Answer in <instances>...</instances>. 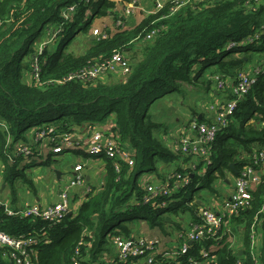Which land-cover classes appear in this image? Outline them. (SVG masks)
Listing matches in <instances>:
<instances>
[{"label":"trees","instance_id":"1","mask_svg":"<svg viewBox=\"0 0 264 264\" xmlns=\"http://www.w3.org/2000/svg\"><path fill=\"white\" fill-rule=\"evenodd\" d=\"M78 2L0 0V121L8 126L7 133L0 129L2 182L10 189L13 203L17 201L18 180L33 187V180L22 167L23 160L10 154L13 145H8V141L9 138L14 144L26 141L29 130L52 122L62 125L61 132H71L77 126L103 124L114 116L112 131L122 145L134 152L135 165L130 167L119 161L121 171L117 173L116 165L105 159L103 185L98 190L91 189L79 209L59 224L51 225L40 218L9 216L5 206H0L1 231L13 237L34 233L45 238L36 247V264H74L80 242H83L79 246L81 263L96 264L111 250L110 236H132L129 225L137 221L166 234L165 227L174 224V220L166 217L167 213H177L183 196L194 182L199 181L201 185L202 179L209 175L207 183L200 188L217 196V182L229 172L237 177L252 163L253 151L264 149V74H259L256 84L239 102L230 125L218 133L213 146V164L208 172L203 176L193 175L190 186L168 198L157 199L155 206L144 204L145 178H142L149 176L163 182L159 172L161 164L174 165L184 173L180 162L187 161L158 135L163 125L153 120L150 107L167 95L182 92L183 85L197 87L205 71L212 67L217 66L218 74L213 78L223 80H227L225 77L236 79L244 72L252 58L250 53L264 52V0H212L183 6L173 15L171 0L134 29L118 30L108 39L95 40L84 55L75 57L65 52L71 41L91 25L93 18L107 16L115 7L110 0H83L72 19H63L62 9ZM53 25L62 28L61 43L57 51L46 50L40 58L43 85L31 79L26 82V72L32 78V60H25L36 55V42ZM155 28L161 32L151 41L145 40ZM256 35L259 39L254 43L246 42ZM231 42L236 45L230 48ZM137 43L144 44L143 54L140 59L137 53L132 57L131 73L125 80L49 83L109 59L115 51L126 53ZM211 85L210 80L207 89ZM261 177L260 184L252 191L250 206L232 218L230 234L212 252L215 257L212 264H238L239 261L264 264V174ZM204 196L191 199L186 213L176 217L188 216L189 220L197 221V200L204 202ZM163 204L167 206L160 207ZM10 207L13 208L12 204ZM254 224L262 237L259 263L251 256ZM235 233L240 242L234 246ZM191 246L198 254L202 247L211 249L214 245L210 241ZM6 253L8 250L0 247V264H10Z\"/></svg>","mask_w":264,"mask_h":264},{"label":"built area","instance_id":"2","mask_svg":"<svg viewBox=\"0 0 264 264\" xmlns=\"http://www.w3.org/2000/svg\"><path fill=\"white\" fill-rule=\"evenodd\" d=\"M82 1L79 0L78 3L63 8L61 11L62 18L65 20L72 19ZM169 1L171 0H155V13L161 11ZM208 2H212V0H173L174 6L170 12L173 15L183 6ZM122 26V21H118L117 27ZM50 28L45 31L49 34V39L40 45V52L33 57L31 64L33 82L39 85H43L40 64L43 49L57 40L62 33L61 26H57L54 30H50ZM52 31L53 33H51ZM160 32L161 29H153L145 40L151 41ZM93 35L98 40H105L110 37L107 31L98 29L93 31ZM258 39L259 35H256L246 39V42L251 44ZM235 45L231 42L229 47ZM116 72L120 73L122 80H125L131 73L130 62L119 51H115L109 59L83 67L69 73L64 78L50 80L49 83L56 85L74 81L87 83ZM259 74H264V69L257 68L251 74L241 72L232 88L231 95L225 96V102L217 105L214 119L209 120V122L193 119L175 136L164 137L165 142L174 153L187 159L186 163L180 162L185 172L182 173L174 167L163 182H159L153 177H146L143 181V188L146 192L144 204L155 206L157 199L168 198L181 188L190 186L193 175L203 176L208 172L209 167L213 164V146L218 133L230 125V120L239 102L251 91ZM215 82L216 92H220L222 95L226 90L227 80L217 77ZM207 108L210 109V104L206 106ZM256 117L259 116L256 115ZM262 126L264 127V121ZM61 127L62 125L57 122L46 124L37 128L32 138L26 137V141L16 144L9 138L8 145H13L10 154L23 160L24 165L22 167L44 161L47 156V149L54 154L78 152L87 158L111 160L116 165L117 173L121 171L119 161L125 162L130 167L135 165L134 152L122 145L113 131L104 132L100 131L97 126L88 125L86 126L87 135H85V131L84 134L74 131L61 132ZM0 129L5 133L8 132V126L1 121ZM251 160L252 163L242 169L235 177V186L229 196L221 197L219 194L210 198L204 196V202L197 200L199 219L191 222L189 231H183L175 237L177 240L181 239V245H168L165 242L166 239L161 237L112 235L110 241L111 245L115 247V255L107 257L101 262L99 260L96 264H158L159 261L166 264H212L215 261L212 252L218 248L224 237L227 236L226 234H230L232 218L238 217L243 210L250 206L252 191L260 184L262 175L258 169L264 164V149H255ZM83 169L82 164L76 165L74 169L76 175L60 189L59 201L55 204L45 208L27 204L23 209L15 210L1 198L0 192V206H5L9 216L31 220L40 218L51 225L59 224L70 211H73L74 192L86 185L85 176L82 173ZM223 182H225V178L217 182V187L220 188L219 186ZM90 192L91 188L89 187L85 190L84 197L86 198ZM166 206L167 204H163L160 207L165 208ZM255 224L251 233V256L255 263H259L258 253L262 237L256 232ZM44 239L41 235L34 233L13 237L0 230V247L8 250L5 255L10 264H36V247ZM229 240L231 241L230 238ZM210 241L213 242V248L202 247L198 254L194 253L191 245ZM82 244L83 242H80L79 246ZM79 246L75 252L74 264H82L79 259ZM238 264H242V261H239Z\"/></svg>","mask_w":264,"mask_h":264},{"label":"crops","instance_id":"3","mask_svg":"<svg viewBox=\"0 0 264 264\" xmlns=\"http://www.w3.org/2000/svg\"><path fill=\"white\" fill-rule=\"evenodd\" d=\"M110 1L115 3L114 9L110 11L107 16L93 18L91 25L85 31H82V33L79 35L80 38L77 39V41L78 40L80 41L83 38L81 37L82 34L85 35L88 34L87 36L88 43L86 50L75 55L72 51L69 50L70 46L73 44L70 43V45L65 50L67 54H71L75 57L84 55L86 51L91 47L92 42L98 40L97 37L93 35V31L95 29H98L100 31H107L111 37L115 35L118 30L134 29L139 24H141L145 19H147L150 15L154 14L156 11L155 0H110ZM120 20L122 21L123 26L117 27V23ZM57 26L58 25H53L49 27H51L50 30H54ZM51 33H53V31ZM53 43L54 45H52ZM53 43L50 45L49 48L51 49L52 46H54L51 49V51L53 50L55 52L59 49L60 44L59 42H57V40H55ZM143 46L144 44L137 43L126 53H123L124 57L130 63H132L133 60L132 57H134L135 54L137 53L138 56L137 58L140 59L143 54ZM250 56H252V58L250 59V63L246 65L244 72H248L251 74L257 68L264 69V52L262 53L252 52L250 53ZM33 57L34 56H32L31 57L32 59L30 58V61L28 62H31V60H33ZM216 70H217V66L207 70V72L204 75L205 77H202L200 79L199 85L197 87H193L190 85H183L182 87L184 92L187 91L189 93L190 95L189 101L191 100L192 97L191 93H196L197 95L200 94L202 96L201 100L207 99L206 101L202 102L203 103L202 108L199 107V109L197 110V106H198L197 103L199 100L198 101L192 100L190 102L188 101L189 103L187 104L183 101L176 103L175 101H173V97H172L167 99L165 103H163V105H166L167 103L170 104L172 106V109L178 108V110L172 111V114L169 115L168 119L170 120V122H168V119H166V122L164 120L162 122L153 119L156 123L163 125V128L159 133L160 136H163L162 137L163 139L165 136H167L166 135L168 134L167 132H170L172 130L175 133H177L178 129H182L184 125H186L193 119H197L199 121H206V122H209V120L214 119L217 105L219 103L223 104L225 102V96H228V94L231 95L232 88L234 87L237 79V78L232 79L230 77H225L227 79L226 90L222 95H220V92H216V86H215L216 82H215V78H213L218 75L216 74ZM25 79L26 82H30L27 73L25 74ZM102 79L108 83H116L122 80L119 72L109 73L107 76H105ZM210 80L212 81V85L210 86V89H207L206 85ZM208 104H210V109L209 108L206 109V106ZM172 117L173 119H175L174 121ZM253 122L254 121H252L251 123ZM97 128L100 131H104V132L112 131L115 128V117L111 116L109 119H107L105 123L98 124ZM36 129L37 128L29 130L26 133V137H28V139L32 138L34 131ZM72 131L80 134H84L85 131V135H87L85 125L79 127L77 126L73 128ZM164 133L166 134L163 135ZM126 147L127 149H130L128 146ZM46 153L47 156L46 158H44V161L34 162L36 163L35 165H39L41 167V169L38 172L32 171L31 166L26 167V169L24 166L25 174L27 175L28 178L33 180V187H29L28 185L22 184V182L18 180L16 184L17 186L16 188L18 192L16 203H13V201L10 199L11 197L10 189L8 188L7 185H5L2 182L1 176L3 174V161L0 159L1 198L7 201L10 206L12 204L13 207L12 209L15 210H21L27 204L39 205L42 208L50 206L54 204L55 197L59 195L60 189L63 188L68 183V181H70L76 175V172L74 171L76 165L82 164L84 166L82 173L85 176L86 185L85 187H80L79 189H77L73 194L74 202L72 203L73 204L72 210L77 211L81 206V203L85 200L84 197L85 190L89 187L91 189L98 190L103 185L102 183L104 181L107 162L102 158H96L97 160L92 158L91 159L87 158L78 152H66V153H71V156H69L70 158L63 167H59L58 166L59 157H61L65 153L53 154L50 153L49 149L46 150ZM245 159H247V157ZM162 166L163 164H161L159 172L161 173L162 177L165 178L174 168V165L172 166L164 165V167ZM258 170L260 171L261 175H263L264 164H262V166ZM66 177H68L67 180ZM235 177L236 176H234L231 172L229 173V175L226 173L225 182L221 183L219 186L222 191V193L220 194L221 197L229 196L230 193L233 191L235 186ZM2 185H5L3 190H2ZM227 185H229V187ZM171 219L174 220V224L165 227L166 234L161 229L156 228V229H150L149 232L151 234L149 233L150 235H148L147 233L148 229L146 227L145 229H141V232L138 231L140 232V234H137L136 232H134L135 230H133L134 225L130 224L129 227L132 230L134 236L146 234L145 235L146 237H156L158 235H163L162 238L166 239L165 235H169L167 237L170 239V241L166 243H168V245L173 244L175 246H179L181 245V239L177 240L175 239V237H177V235H180L182 230L189 231L192 221L189 220L188 216L184 217L183 219H181V217H176V218L172 217ZM143 225L146 226L145 222H143ZM178 225H180L181 227H179ZM167 232H169L170 234H167ZM111 247H112L111 250L103 255V257L100 259V262L107 257H112L115 255L116 253L115 247L113 245H111Z\"/></svg>","mask_w":264,"mask_h":264},{"label":"rangeland","instance_id":"4","mask_svg":"<svg viewBox=\"0 0 264 264\" xmlns=\"http://www.w3.org/2000/svg\"><path fill=\"white\" fill-rule=\"evenodd\" d=\"M85 31V30H84ZM82 32H79L76 36H75V38L71 41V43H73L71 46H70V48H69V50L70 51H72L75 55H77V54H79V53H81V52H83L84 50H86V48H87V43H88V38H87V36H88V34H82V36L81 37H83L80 41L78 40L77 41V39L78 38H80V34H81ZM146 38V37H145ZM49 39V34L48 33H43V36L36 42V44H35V50L37 51V53L38 52H40V45L41 44H44L45 42H47V40ZM61 41V38L59 37L58 39H57V42H59V43H61L60 42ZM76 42V43H75ZM81 43H83V44H81ZM56 44V43H55ZM50 45L51 44H49L48 46H46L44 49H43V52H42V54H41V57L43 56V54H44V52L46 51V50H48V52H54L53 50L51 51V49L54 47V46H52V48L50 49L49 47H50ZM52 45H54V43L52 44ZM56 49H57V46H56ZM36 53V54H37ZM30 58L31 57H27L26 58V62H28V61H30ZM32 59V58H31ZM209 70V69H208ZM33 72V71H32ZM207 72V70L205 71V73ZM27 73V72H26ZM205 73H204V75H205ZM31 75H32V73H31ZM203 75V77H205ZM28 78L29 79H31V80H33L32 78H31V76L30 75H28ZM186 93H188L187 91L186 92H184V90L182 89V92H176V93H174V94H170V95H167V96H165L164 98H162V99H160V100H158V101H156L151 107H150V115L152 116V118L154 119V120H159V121H162L163 122V120L166 122V119H168V117H169V115L170 114H172V111H176V110H178V108L177 109H172V106L170 105V104H166V105H163V103H165V101L167 100V99H169V98H172L173 97V101H175L176 103H179V102H185L186 104L187 103H189L190 101H192V100H199L198 101V103H197V110L199 109V107L200 108H202V102H204V101H206L207 99H204V100H201L202 99V96L199 94V95H197L196 93H191V100L189 101V98H190V95H189V93L188 94H186ZM201 100V101H200ZM189 101V102H188ZM161 105H163V106H161ZM163 109V110H162ZM167 117V118H166ZM172 119H173V117H172ZM175 119H173V121H174ZM168 122H170V120L168 119ZM187 125V124H186ZM185 126V125H184ZM183 129V128H182ZM181 129H178V131H180ZM159 131H161V130H159ZM158 133V135H159V133L160 132H157ZM168 134H167V136L168 137H170V136H175L177 133H175L174 131H170V132H167ZM175 133V134H174ZM69 156H71V153H65V154H63L61 157H59V163H58V166L59 167H63L64 165H65V163L68 161V159L70 158ZM91 159V158H90ZM94 159H96V158H94ZM97 160V159H96ZM104 160V159H103ZM164 165L165 164H163V166L162 167H164ZM32 168H31V170L32 171H36V172H38L40 169H41V167L39 166V165H32L31 166ZM230 173V172H229ZM229 173H227L228 175H229ZM209 175H207V176H205L203 179H202V181L200 182V183H202L201 185H198V182L199 181H196V182H194L193 183V185H191L188 189H187V193L183 196V202H182V204L180 205V207L176 210L177 211V213H173V211H170V212H168L167 213V215H166V213H165V215H166V217L168 216L169 218H176V216H182V215H184L185 213H186V211H187V204L189 203V201L191 200V199H193L194 197H199V196H202V195H205L207 198H210V197H212L213 196V194L212 193H210V192H208L207 190H205L204 188H200L201 186H203L204 184H206L207 183V181H208V179H209V177H208ZM147 177H149V176H147ZM144 178H146V177H143L142 178V180L144 179ZM68 179V177H66V180ZM69 182V181H68ZM198 185V186H197ZM228 187H229V185H227ZM217 191H218V193L219 194H221L222 193V191H221V189L220 188H217ZM183 219V218H182ZM131 225H134V228H133V230H135L134 232H136L137 234H140V232H141V229H145V227L148 229V235H150L151 233L149 232L150 231V227L148 226V225H146V226H144L143 225V222H141V221H137V222H135L134 224H131ZM138 231H140V232H138ZM184 230H182V232H183ZM184 232H187V231H184ZM146 233V232H145ZM150 233V234H149ZM167 234H170L169 232H167ZM174 234V233H173ZM146 235V234H145ZM235 235H236V233H235ZM171 236V235H170ZM156 237H163V235H158V236H156ZM233 237H236L235 239H234V241H235V243L233 244L234 246L235 245H239L238 243H237V241H239L238 240V238H237V235L236 236H233ZM170 241V239L166 236V240H165V242H169ZM240 242V241H239ZM158 264H163L161 261H159V263Z\"/></svg>","mask_w":264,"mask_h":264},{"label":"water","instance_id":"5","mask_svg":"<svg viewBox=\"0 0 264 264\" xmlns=\"http://www.w3.org/2000/svg\"><path fill=\"white\" fill-rule=\"evenodd\" d=\"M230 167H231L232 169H234V165H231ZM4 187H5V185H2V190H3ZM58 201H59V195L55 197L54 204L57 203ZM72 214H73V211H70V212L68 213V215H72ZM242 254H243V253L241 252L240 255H242Z\"/></svg>","mask_w":264,"mask_h":264}]
</instances>
